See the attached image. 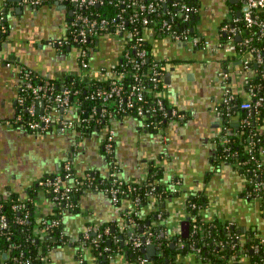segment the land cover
Returning <instances> with one entry per match:
<instances>
[{
	"label": "crops",
	"instance_id": "obj_1",
	"mask_svg": "<svg viewBox=\"0 0 264 264\" xmlns=\"http://www.w3.org/2000/svg\"><path fill=\"white\" fill-rule=\"evenodd\" d=\"M198 2L199 10L193 26L195 35L212 43L225 39L235 43L243 40L242 32L231 35L230 28L224 29L227 24L232 28L242 19L245 6L241 0ZM70 11L73 12L71 20ZM74 11L73 5L59 9L55 0H45L37 9L25 0H0V12L8 27L1 30L4 34L0 41L1 191L13 189L24 194L28 187L45 176L58 173L66 162H70L78 176L97 173L108 177L111 173L105 148L109 126H96L97 129L91 132L70 128L72 133H66L58 127L60 123H54L44 132H34L11 123L19 106L21 79L18 66L23 65L43 77L56 80L81 72L78 49L59 48L56 44L69 36ZM237 37L241 40L238 41ZM147 38L152 43L154 58L165 62L166 87L161 91L162 96L191 117L169 121L159 132L150 131L132 115L113 118L110 127L115 131L118 175L127 181H137L147 176L151 162L164 167L163 181L173 190H182L180 196L164 204L169 227L182 217L187 197L192 193H203L206 196L204 216L207 220L235 222L242 230L253 229L264 237V207L260 202L245 198L244 175L235 165L227 162L215 165L213 161L219 143H224L225 118L229 119L231 128H237L243 122L241 116L233 115V112L240 109L242 102L251 99L252 91L247 82L257 74L259 63L255 56L251 51L237 55L223 49L191 48L168 35L155 36L153 31L148 32ZM74 49L76 52L71 54ZM124 49L125 39L121 34L115 32L99 36L90 52L88 75L99 77V71L119 61ZM245 60L253 62L251 69L244 65ZM7 62L14 66H6ZM226 87L235 95L230 116L222 112ZM238 97H241V103ZM42 100L37 101L38 109L42 107L39 103ZM236 103L238 107L234 109ZM218 108L222 111L219 112ZM77 114L75 108L67 118L76 119ZM154 200L153 197L151 202ZM55 207L56 203L45 192L36 197L38 218L53 214ZM130 207L129 201L119 206L106 193L86 189L78 198L77 211L65 210L62 214L65 233L76 242L91 225L108 223L123 229L125 212ZM152 210L150 203L142 213L146 215ZM71 244L54 249L49 264H81L76 259L79 248ZM85 257L86 264H97L89 249L85 250ZM183 263L201 264V261L188 254ZM111 264L133 263L126 255H119Z\"/></svg>",
	"mask_w": 264,
	"mask_h": 264
},
{
	"label": "trees",
	"instance_id": "obj_2",
	"mask_svg": "<svg viewBox=\"0 0 264 264\" xmlns=\"http://www.w3.org/2000/svg\"><path fill=\"white\" fill-rule=\"evenodd\" d=\"M148 1H158V0H144ZM161 5L158 9L150 16L151 23L147 26H142L141 21L139 25L142 32L146 35L144 41V47L148 50V61L144 67L137 70L127 64V58L125 56L126 51L130 50L131 54H135V49L132 47L134 40H125V49L117 62L116 68L120 72H124L125 76L121 80L124 84V92L127 94L130 91L132 84L136 81V78L140 75L144 78L145 87L150 88L145 91L144 104L146 106L156 105L158 99H161L165 104L170 105L169 101L165 97H157L156 93L162 91L164 77H165V62L160 61L158 71H160L162 82L158 86H154L149 73H152V67L157 61L152 55V43L147 38L148 32L153 31L155 36L159 34L166 35L161 29L162 22L166 19L171 18V12L176 13L182 3L190 5L196 8V12L191 14L189 25L193 31V26L195 24V14L199 10L198 0H162ZM131 0H97L96 3L88 5L83 9V13L90 18L97 19L98 21L102 18H107L109 20H119L122 17L125 21H129L130 15L133 13V8L130 6ZM264 15V13H261ZM145 13L140 12V17H143ZM175 29L180 31L184 28L185 23L182 22V17L179 13L175 16ZM6 28L7 22L3 21ZM238 28L241 30L243 35V40L238 42L239 49L243 52L251 51L254 56L256 53L252 51V48H257L261 53L264 52V37L260 35L257 29H247L245 23L242 19L237 22ZM129 28L132 25L129 24ZM107 33H115L113 27H110L107 31H102L101 35ZM232 35V34H231ZM246 38H251V43L246 46L244 40ZM234 39V38H232ZM97 40L92 38L89 42L85 44H76L75 46H81L83 49L87 50L88 53L94 47V43ZM224 40V39H223ZM226 41V39L224 40ZM90 55H87L89 60ZM255 68V67H254ZM257 74L250 77L247 82V86L253 92L258 90V93L264 95V77L262 75L263 67L261 64L258 65ZM32 84L44 85L45 87L52 88V94L57 95L65 87H69L72 90L70 97V106L76 107L78 114L82 115V118H87L88 122L77 123L73 127L75 131L78 132H91L96 126H109L111 121L115 117H110L107 115L105 118L101 117V112L105 107L104 101L100 97L95 99L91 98V94L97 95L98 91L101 89H107L110 85V80H93L90 83L84 82L78 75L69 74L65 76L64 80H56L52 78H46L35 71L32 73ZM25 85L23 81L20 83V92L23 91ZM23 94L25 95L24 105H30L33 100L36 102L38 99L35 98L31 89H24ZM45 105L48 99L45 98ZM239 103L242 102L241 97H238ZM57 102H52L53 110L58 107ZM24 108V107H23ZM233 108V107H232ZM21 109V107H20ZM84 111H88V117H85ZM25 117L30 118L28 111L24 110ZM115 116L122 117L125 115L136 116L134 110L128 111L124 109H115ZM95 116H94V115ZM180 114L184 119H189L191 117L187 112L180 111ZM240 115L243 122L237 128H231L229 119L225 118L223 121L225 127L223 130V138L227 137V143H219L216 156L213 161L215 165L221 162H227L232 165L237 166L238 170L245 174L247 169L254 166V158L258 156V152L262 146H264V108L260 109L258 113L250 115L247 111H242L241 109L235 110L233 115ZM93 115V118L90 117ZM138 118V117H137ZM155 119V118H153ZM178 120H181L180 118ZM170 119H162L160 129L166 127ZM26 128V127H25ZM227 128V130H226ZM27 130H30L26 128ZM157 130H151L156 131ZM159 132V131H158ZM254 139V151L250 153L248 151V145L250 139ZM110 161L115 159V155L110 156ZM67 163V162H66ZM70 163V162H69ZM65 165V163H64ZM63 165V166H64ZM76 175L73 170V177ZM56 176H65V171L62 169L52 175L45 176L43 179H53ZM82 181V187H86L89 183L87 177H90L95 185L100 189H108L116 187L121 191H128L129 188H133L131 191V196L125 198L122 194H119V206H122L125 201H129L134 204L135 200L139 196L140 202L137 208L129 211L130 218H133L140 227H144L146 232L149 228L154 231V238L156 241H160L161 244L156 250V254L152 257L153 264H185L181 261L183 256L192 254L194 252L200 251L197 255L208 262L209 264H264V246H261L259 252H255L254 248L256 242L253 241V236L257 233L253 229L242 230L236 223L230 224V222L220 221L218 219L201 221L193 219L192 216L199 213L200 208L206 207V196L203 193H192L187 197V211L190 214L189 222L190 229L187 237H183L182 240L186 242L184 248L180 247L173 242L176 241L174 235H168L167 227L162 222L163 218L167 217L168 214L165 212L164 204L171 201L173 198L178 197L182 194V190L179 188L178 191L173 190L172 187L163 181L164 178V167L154 162H151L147 168V176L140 180L127 181L125 179H120L123 183H115V177L109 175L108 177L100 176L97 173H88L85 176H79ZM264 179V164L262 165V173L257 180ZM49 186L42 185L40 182L34 184L27 188L24 194L16 192L13 189H8L9 195L4 194L0 190V216L2 214L6 215L8 227L5 229H0V263L3 264H18L17 259L26 260L31 259V264H49L42 259L45 254H52V251L62 245L71 244L73 241L64 232V225L51 230L47 236V240L41 241L40 234L35 232V225L39 223L36 216V204L32 203L31 200L36 198L40 192H45L50 197H53L51 191H47ZM254 187L248 186L244 190V196L248 190H253ZM85 190V189H84ZM84 190H80L73 195V207L68 210L77 211L78 209V198ZM264 195V190L262 191ZM154 195L159 198V208L158 210H152L146 215H143L142 211L148 208ZM59 196H61L59 194ZM25 200L27 203L24 209H15L14 205ZM60 204H57L53 210V214L46 216L45 219L51 220L53 218H62L63 212L67 208V202L65 199H58ZM260 204L264 207V198L260 201ZM162 212V216L159 217V213ZM198 216V218H200ZM127 218V217H126ZM22 220V221H20ZM194 223H199L203 226L204 231L194 229ZM109 229L108 232L106 230ZM114 230V231H113ZM141 232V231H140ZM142 232V233H143ZM101 234V240L99 243H94V237ZM120 235H123L124 245L121 244ZM130 236L129 231L126 228H119L118 226L113 229V226L106 223L101 225L99 231L91 232L89 239H84V235L81 234L80 238L73 242L72 245L76 246L78 249L76 254V259L83 258V264L87 263L85 257V250H81V246L87 247L97 260L98 264H111L113 259L119 255H126L129 261L138 264L139 257L145 254L143 248L136 249L131 243L126 242ZM54 238V239H53ZM244 253L246 255H244Z\"/></svg>",
	"mask_w": 264,
	"mask_h": 264
},
{
	"label": "built area",
	"instance_id": "obj_3",
	"mask_svg": "<svg viewBox=\"0 0 264 264\" xmlns=\"http://www.w3.org/2000/svg\"><path fill=\"white\" fill-rule=\"evenodd\" d=\"M59 1L60 3H68L69 5H73L75 7V17L70 29V34L66 39L59 40L57 44V47L59 48H66V47H75L78 49L79 52V61L81 65V72L79 73V77L82 81L90 83L93 80H110V85L107 89H101L98 91L97 95L91 94V98L95 99L96 97H100L103 99L105 107L101 112V117L105 118L107 115L110 117H116L115 109H124L128 111L134 110L135 117H138V119L141 120L144 127L151 130H157L160 128L162 119L169 118L170 121H176L179 118H183L182 114H180V111L175 108L173 105H167L165 104L161 99H158V102L156 105H150L146 106L144 104L145 100V91L150 89L145 87L144 78L142 76H138L136 78V81L132 84L129 93L124 92V84L122 83V79L125 76L124 72H120L116 66L117 63L114 64L110 68H103L101 71H99V77L93 78L92 75H88V70H90V62L87 59V55H90V52L88 53L87 50L83 49L81 46H75L76 44H85L89 42L92 38H98L101 36L102 31H107L110 27H113L115 32L118 34H121L124 39L134 40V44L132 47L136 50L135 54H131L130 50L126 51L125 56L127 58V64L132 66L133 68L140 70L144 65L147 63L148 59V50L144 47V41L146 39V35L142 32L141 27L139 25V22L141 21L142 26H147L151 23L150 16L158 9V6L161 5L162 0L158 1H148L145 2L144 0H131L130 6L133 8V13L129 17V21H125L122 17L119 18V20L113 19L109 20L107 18H102L99 21L94 18H90L89 16L85 15L83 13V9L87 7L88 5H92L97 2V0H55ZM243 5L245 6V11L242 17V20L245 23V27L247 29H257L258 32L262 37H264V15L261 13H264V0H241ZM25 2L29 5H32L35 9L42 5L45 0H25ZM196 8L187 5L185 3H182L177 10L176 13H179L182 17V22L185 23L184 28L180 29V31H177L175 29V16L176 13L171 12V18L169 20H164L161 25V29L166 35H168L172 40L176 42L186 43L189 47L192 48V46H203L205 48H209L214 51L219 50H226L229 52H234L237 55H241L243 53L242 50L239 49V46L237 43L231 41H218L216 43H212L208 39H202L201 37L194 34L192 31L189 21L191 14L196 12ZM140 12L145 13L143 17H140ZM4 15L2 12H0V29L3 31L6 30V26L4 24ZM129 24L132 25V28H129ZM231 28L229 24H227L224 29H231V34L236 35L241 32V30L238 28L237 24L232 25ZM251 43V38H246L244 40V44L248 46ZM252 51L256 53L255 61L261 65H263L264 62V56L263 53L260 52L257 48H252ZM157 60V59H156ZM161 60H157L155 64L152 67V73H149V77H151V81L154 86H158L160 82H162V77L160 74V71H158L157 68H159ZM245 66L248 69L252 68L253 62H250L249 60H245L244 62ZM6 66L13 67L14 64L12 62H7ZM18 72L20 74L21 82L23 81L25 87L24 89L29 90L31 89V92L35 96L36 99H48L47 104L45 105L44 112H40L38 110L36 102L33 100V102L30 105H24L25 103V95L22 92H19L18 97V112L16 115V118L11 123L23 126L24 128H28L31 131L34 132H44L49 130L54 123H60L62 126V130L70 129L75 126L77 123H85L88 122L87 118H82V113L77 114L76 116L78 118L76 119H69L67 116L74 112L75 108L74 106H70V97L72 94V90L69 87H65L63 91L58 93L57 95H53L52 88L45 87L44 85H33L32 84V73L33 70L30 68H27L23 65H20L17 67ZM92 73V72H91ZM262 75L264 77V72L262 71ZM65 77L61 80H64ZM227 79V78H226ZM163 87H166L165 82H163ZM252 91V90H251ZM157 97H162L161 91L156 93ZM223 105L224 108L219 109L218 111H222L224 115L230 116L232 112V105L235 100V95L233 94L232 90L229 87H226V90L224 91L223 96ZM52 102H57L59 105L57 108L53 110ZM21 107V109H20ZM24 107V108H23ZM74 107V108H73ZM73 108V109H72ZM264 108V95L258 93V90L256 92L252 91V96L250 100L244 101L240 105V109L242 111H247L248 114L253 115L254 113H258L260 109ZM28 111L30 114V118H27L24 116L25 111ZM84 114L86 111H84ZM94 115V114H93ZM95 116V115H94ZM155 118V119H153ZM229 121V120H228ZM1 122V121H0ZM264 124V123H263ZM264 128V125L263 127ZM161 130V129H160ZM159 131V130H157ZM264 133V132H263ZM264 135V134H263ZM115 131L108 127V134L106 137L105 142V148L108 155V159L111 155H115ZM228 139L227 137L224 138V143H227ZM254 145L255 141L254 139H250V143L248 145V151L252 153L254 151ZM254 158V166L252 168H248L244 175L246 179V188L248 186L254 187L253 190H248L245 198L253 201L260 202L264 195L262 194V191L264 190V179L263 180H257V177H260L262 173V165L264 164V146H262L258 152L257 157ZM109 162L111 163V173L110 175L115 177L114 182L115 183H123L122 179L119 175V166L118 162L115 156L114 160L109 159ZM237 167V166H236ZM63 169L65 171V176H56L53 179H41L39 182L42 185L49 186V190L53 193V197H51L54 202L57 204H60L58 201L59 198L65 199L67 202V208L73 207V195L75 192L80 190H86V189H92L97 191H102L106 193L112 201L119 205V194H122L125 198L131 196V191H133V188H129L128 191H121L120 189L116 187L112 188H106V189H100L98 188L95 183L92 181L90 177H87L89 180V183L86 187H82V181L80 180V177L78 175H75L73 177V168L72 165L67 162L63 166ZM179 188H176L175 190L178 191ZM5 196L9 195V191L5 190L3 191ZM59 194L61 196H59ZM154 202L152 203L153 209L158 210L159 203L157 198L154 195ZM32 203L36 204V198H33L31 200ZM140 202L139 196L135 200L134 204L130 202L131 207L129 208L131 210H134L137 208V205ZM2 205L0 204V207ZM27 203L23 199L20 203H17L14 205L15 209H24L26 208ZM125 212V228L129 231L130 236L128 237L127 241L128 243H131V245L136 249L146 248L148 246L154 245L156 248L161 244L160 241H156L154 238V231L152 228H149L146 232H140L138 230V223L133 219L129 217V214ZM182 217L177 221L175 225L172 227L168 226V219L167 217L163 218L162 222L167 227V233L168 235H174L176 237V241H174V244L179 245L180 247L184 248L186 246V242L182 240V222L187 219V217H190V214L187 211V203L184 205V209L182 212ZM199 213H201L199 216L198 214L193 215V219H199L201 221H207V219L204 216V208H200ZM162 212H160L158 215L159 217L162 216ZM37 216V214H36ZM198 216L200 218H198ZM127 217V218H126ZM44 218H38L39 223L35 225V232L40 234V240L46 241L47 236L51 232V230L60 227L63 224V218H53L51 220H47ZM22 221V220H20ZM235 222H230V224H234ZM8 227V222L6 215L2 214L0 216V229H5ZM101 229V225H91L89 226L84 233V239H89L91 236V232L93 231H99ZM194 229L204 231L203 226H200L199 223H194ZM109 229L106 230L108 232ZM65 232V230H64ZM101 234H99L97 237H94L93 242L99 243L101 240ZM253 241L256 242V246L254 248L255 252H259L261 249V246H264V237L260 235L259 233H256L253 236ZM86 250L87 247L81 246V250ZM200 251L192 253L196 259H199L201 261V264H209L208 262H204V260H201V258L197 255ZM146 254V253H145ZM244 255H246L244 253ZM183 256L181 258V261H184ZM42 259L46 262H50L51 260V254H45L42 256ZM80 263L83 264V258L79 259ZM18 264H31V259L21 260L17 259ZM3 264V263H0ZM98 264V263H97ZM135 264V263H133ZM138 264H153L152 258L148 257L147 254L139 257Z\"/></svg>",
	"mask_w": 264,
	"mask_h": 264
},
{
	"label": "water",
	"instance_id": "obj_4",
	"mask_svg": "<svg viewBox=\"0 0 264 264\" xmlns=\"http://www.w3.org/2000/svg\"><path fill=\"white\" fill-rule=\"evenodd\" d=\"M233 2H236V1H238V0H232ZM55 4L58 6V8L59 9H67L68 8V6H69V4L68 3H60L59 1H55ZM69 15H70V20L72 19V16H73V12L72 11H70V13H69ZM193 31H194V29H193ZM4 33L1 31V29H0V41H1V38H2V35H3ZM240 38H238L237 37V40L238 41H240L239 40ZM68 49L70 50L71 49V47H68ZM263 56H264V52H263ZM263 72H264V62H263ZM167 79L169 78V74L167 75V77H166ZM39 103L42 105V107H40L38 110L40 111V112H44V107H45V101L44 100H42V101H39ZM237 107H238V103H236L235 105H234V109H237ZM85 117H88V111H86V113H85ZM233 125H239V123H232ZM60 129H62V126L61 125H59L58 126ZM98 127V126H97ZM97 127H95L96 129H97ZM61 131H64V132H66V133H72V131H73V129H66V130H61ZM113 229H115V226H113ZM189 229H190V222H189V219H188V217H187V219L186 220H184L183 222H182V235H183V237H187L188 236V234H189ZM114 231V230H113ZM140 231L141 232H143L144 231V227L143 226H141L140 227ZM130 234V233H129ZM119 238L121 239V244H122V246L124 245V239H123V235H120L119 236ZM54 239V238H53ZM72 245V244H71ZM156 250H157V248H156V246H154V245H151V246H148V247H146V248H143V252H145L146 254H147V256L148 257H150V258H152L155 254H156Z\"/></svg>",
	"mask_w": 264,
	"mask_h": 264
},
{
	"label": "rangeland",
	"instance_id": "obj_5",
	"mask_svg": "<svg viewBox=\"0 0 264 264\" xmlns=\"http://www.w3.org/2000/svg\"><path fill=\"white\" fill-rule=\"evenodd\" d=\"M75 52H76V51H75V49H74V50L71 52V54H72V53L74 54Z\"/></svg>",
	"mask_w": 264,
	"mask_h": 264
}]
</instances>
